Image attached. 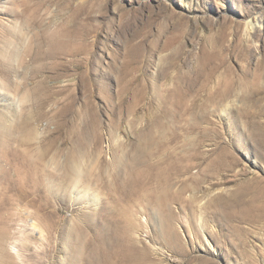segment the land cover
<instances>
[{
    "label": "rangeland",
    "instance_id": "1",
    "mask_svg": "<svg viewBox=\"0 0 264 264\" xmlns=\"http://www.w3.org/2000/svg\"><path fill=\"white\" fill-rule=\"evenodd\" d=\"M0 264H264V0H0Z\"/></svg>",
    "mask_w": 264,
    "mask_h": 264
},
{
    "label": "bare ground",
    "instance_id": "2",
    "mask_svg": "<svg viewBox=\"0 0 264 264\" xmlns=\"http://www.w3.org/2000/svg\"><path fill=\"white\" fill-rule=\"evenodd\" d=\"M33 225H35V224H33ZM132 249H133V247H132ZM134 250V249H133ZM135 250H136V248H135ZM130 252H131V250H130ZM137 252V251H136ZM147 252V251H146ZM131 253H133V252H131ZM134 253H135V251H134ZM142 254V253H141ZM143 254H144V252H143ZM132 257V254H131V256H130V258ZM138 258V257H137ZM140 258H143V255H141L140 256ZM126 259V258H125ZM133 261V260H132ZM136 261V260H135ZM128 262V261H127Z\"/></svg>",
    "mask_w": 264,
    "mask_h": 264
}]
</instances>
